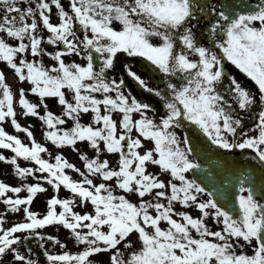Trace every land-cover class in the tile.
I'll list each match as a JSON object with an SVG mask.
<instances>
[{"label": "snow or ice", "instance_id": "obj_1", "mask_svg": "<svg viewBox=\"0 0 264 264\" xmlns=\"http://www.w3.org/2000/svg\"><path fill=\"white\" fill-rule=\"evenodd\" d=\"M0 7V63L28 85L14 92L0 68V148L13 153L0 161L19 178L0 180V264H41L31 248L21 251L32 239L59 248H45L43 264H264V0H0ZM121 55L142 60L147 78ZM226 62L257 91L226 72ZM17 105L42 122L52 145L76 151L83 170L63 153L43 158L49 149L21 125ZM48 187L45 211L33 210ZM9 213L18 219L5 227ZM47 227H62L76 250ZM103 253L106 262L95 259Z\"/></svg>", "mask_w": 264, "mask_h": 264}, {"label": "rangeland", "instance_id": "obj_2", "mask_svg": "<svg viewBox=\"0 0 264 264\" xmlns=\"http://www.w3.org/2000/svg\"><path fill=\"white\" fill-rule=\"evenodd\" d=\"M2 11H3V9H2V7H0V13H2ZM67 59L79 60V58H77V57H68ZM80 62H82V61H80ZM0 68H2L3 71L5 72L7 83L11 86V88L14 92H16V90L19 89L20 87H24V88L28 87L27 84H20L17 82V78L14 76L12 69H10L9 67H6L3 63H0ZM28 98L32 101H35L37 99L34 95H32L30 93H28ZM153 103H154V106L158 107V104L156 101ZM49 107L51 108V110L54 113L59 114L60 108L56 105L55 102L50 100L49 101ZM16 111L18 113V120L21 123V125L31 126V131L34 133L35 140L37 142L43 144L45 147H47L49 149V152H45V153L41 154L43 156V158L51 160L56 154L63 153V156L70 163L75 164L77 167H79V168H81V170H83V161L79 158L76 151H74L71 147L58 148V147L52 145V143L48 140L47 136L44 135V133L47 131V129L42 125L41 121H39L35 117H32V116L25 117L22 114H20V107L18 105L16 107ZM40 111L43 112L44 109L41 108ZM87 119H88L87 117L84 118L85 122H87ZM70 123H71V121H69V124ZM4 127L6 128V130L9 133L19 136V138L23 142L30 143L29 138H27V136L24 132L17 131L13 126H11L7 122H5ZM59 127H64V126L61 125ZM85 147L86 146L84 144H80V143L77 144V148L84 149ZM49 153H51V155H49ZM0 154L4 155L6 157H10L13 153L11 152V150L0 148ZM88 155L91 156L92 152L89 151ZM109 158L112 159L113 162H115V157H111V155H110ZM229 159L234 160V159H236V157H231V158L228 157L227 160H229ZM18 162L20 163L21 166H35L34 162L30 163L28 161H25L23 158H20ZM149 170L152 172L157 171L156 168L151 167V166H150ZM66 172L75 180L81 179L79 174L76 173L73 169H66ZM189 176L191 177L190 173H189ZM0 180H3L5 182L9 183L10 185H16L19 183V178H17L15 176L14 166L12 164L5 162V161H0ZM32 180H33V178L29 177L25 182H32ZM52 194H53V189L51 187H48V191L46 193H44L43 195H40L35 200V202L31 206L32 209L43 213L45 211V207H46L45 198L51 196ZM21 195H23V193H21ZM59 196L61 198H67L69 196V191L62 187L60 189ZM204 198H206V196ZM3 207L4 206L2 204H0V209H3ZM177 207L179 208L178 205H177ZM75 210L85 211V209H82L79 207H77ZM16 219H18V217L14 216L10 213L7 214V218H6L4 226L5 227L9 226ZM209 224H210V226L215 227V225L212 221H209ZM162 226H164V225H162ZM44 232L46 234L57 235L62 241H65L66 237L68 236L67 232L62 227H60V228L47 227L46 229H44ZM66 242H67L69 249H72L73 251L76 250V248L74 247L73 242L70 238H68L66 240ZM45 246L47 249H49V251H59L58 246H53L49 243H46ZM21 251H25L23 245L21 246ZM7 259H8V257H5V260H7ZM95 259L103 260L106 262L108 259V254L103 253L100 256L95 257Z\"/></svg>", "mask_w": 264, "mask_h": 264}, {"label": "flooded vegetation", "instance_id": "obj_3", "mask_svg": "<svg viewBox=\"0 0 264 264\" xmlns=\"http://www.w3.org/2000/svg\"><path fill=\"white\" fill-rule=\"evenodd\" d=\"M32 3H35V0H31ZM53 20L55 21V16L53 17ZM46 35V33H45ZM46 47H49V50H51V48L55 47V46H48L45 45ZM44 63L47 65H51L52 61L50 60V58L48 57H44L43 58ZM121 60L129 63L130 65H132L135 71H137V73L139 75H141L142 78H147V72L145 70H143L140 66V63L143 62L142 60H140L139 58H127L125 59V57L123 55H121ZM226 72H229L232 76H235L238 78V80L245 85L246 87H248L249 89H251L253 92H256V86L254 84L253 81H251L250 78H248L246 76V74L242 73L239 69H237L234 65H231L230 62H226V68H225ZM155 84H159L160 81L157 79L154 82ZM132 89H134V93L133 94H137L139 93L141 90L136 86V83L134 81H130V85H129ZM155 102V101H154ZM249 134H253V133H249ZM221 152L225 151V150H220ZM240 150H236L237 156L239 154ZM229 157H234V156H229ZM46 247V246H45ZM39 261H41V264H43V261L46 259L45 257L43 258H36Z\"/></svg>", "mask_w": 264, "mask_h": 264}, {"label": "water", "instance_id": "obj_4", "mask_svg": "<svg viewBox=\"0 0 264 264\" xmlns=\"http://www.w3.org/2000/svg\"><path fill=\"white\" fill-rule=\"evenodd\" d=\"M142 67L146 70L147 68V65L145 63H141ZM204 154L202 153V156ZM209 156H211V153H208ZM200 159V158H198ZM204 163V160L201 159ZM229 161H232V160H229ZM245 167H248V165H244ZM231 167V166H230ZM236 167H239V165H236ZM197 178L199 179L200 177L197 176ZM217 179H219V176L217 177ZM209 190L211 191L212 188L210 187ZM236 191V189H230V192H234ZM230 192H226L224 194V196L221 197V199H228L229 198V195H230ZM260 195V192H259V188H257V196ZM26 248H31L32 249V252L34 253V255L36 257H39V256H42L43 255V252H44V249H43V246H41V242L38 240V239H32L31 241H29L28 245L26 246Z\"/></svg>", "mask_w": 264, "mask_h": 264}]
</instances>
